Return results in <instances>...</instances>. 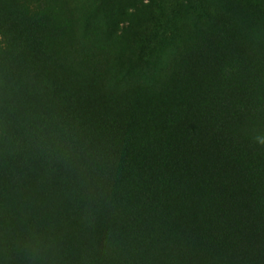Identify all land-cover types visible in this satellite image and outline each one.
<instances>
[{"label":"trees","instance_id":"1","mask_svg":"<svg viewBox=\"0 0 264 264\" xmlns=\"http://www.w3.org/2000/svg\"><path fill=\"white\" fill-rule=\"evenodd\" d=\"M109 6L0 0V264H264V0Z\"/></svg>","mask_w":264,"mask_h":264},{"label":"rangeland","instance_id":"2","mask_svg":"<svg viewBox=\"0 0 264 264\" xmlns=\"http://www.w3.org/2000/svg\"><path fill=\"white\" fill-rule=\"evenodd\" d=\"M100 5L105 6V10H109V6L114 1H119L120 12L130 14H140V19L144 26L138 25L133 29V33L124 43L127 47L137 48L140 54H149L152 49L160 48L164 44L179 38L183 28L198 19L192 10L198 0H94ZM110 1V3H108ZM137 4L138 9H134ZM99 9V8H98ZM96 9L95 12L99 10ZM127 11V12H126ZM119 12V14H120ZM119 20L116 34L123 35L124 31L129 28L128 23ZM97 26V24L95 23ZM107 29V27H106ZM108 32V31H107ZM108 43L119 41V38L112 37ZM116 41V42H115ZM104 42V41H103Z\"/></svg>","mask_w":264,"mask_h":264},{"label":"clouds","instance_id":"3","mask_svg":"<svg viewBox=\"0 0 264 264\" xmlns=\"http://www.w3.org/2000/svg\"><path fill=\"white\" fill-rule=\"evenodd\" d=\"M260 143L264 144V140H260Z\"/></svg>","mask_w":264,"mask_h":264}]
</instances>
